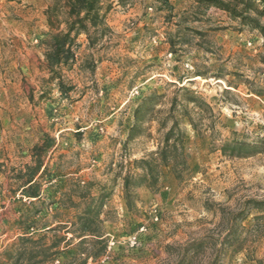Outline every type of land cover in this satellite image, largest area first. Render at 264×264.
Returning <instances> with one entry per match:
<instances>
[{
    "label": "rangeland",
    "instance_id": "obj_1",
    "mask_svg": "<svg viewBox=\"0 0 264 264\" xmlns=\"http://www.w3.org/2000/svg\"><path fill=\"white\" fill-rule=\"evenodd\" d=\"M62 2L0 0V263H11L4 253L26 232L44 235L47 245L58 242V253L41 264H71L79 241L68 240L75 214L101 195L105 250L92 258L88 253L99 244L88 242L77 262L175 264L186 245L203 239L186 264H264L260 34L213 6L197 8L194 0H170V10L156 0H109V32L92 47L79 34L75 61L59 68L71 86L62 95L55 81L47 82L42 44L64 27L48 22ZM169 39L177 42L173 51ZM181 85L208 103L213 116L199 133L182 121L189 170L177 178L161 167L158 184L136 188L129 210L123 177L137 171L135 159L162 145L169 123L160 127L158 119ZM153 91L163 97L126 141L138 103ZM45 139L53 146L38 154L33 147ZM248 145L257 147L244 155L230 151ZM30 178L39 199L23 194ZM251 200L262 206L251 207ZM240 211L238 238L221 246Z\"/></svg>",
    "mask_w": 264,
    "mask_h": 264
},
{
    "label": "trees",
    "instance_id": "obj_2",
    "mask_svg": "<svg viewBox=\"0 0 264 264\" xmlns=\"http://www.w3.org/2000/svg\"><path fill=\"white\" fill-rule=\"evenodd\" d=\"M159 9L170 10V0H156ZM197 8H208L213 6L222 10L229 18L237 21L240 25H246L251 29H255L263 38L264 49V0H194ZM111 7L109 0H63L59 7H54V12L49 14L48 22L50 28L58 29L61 24L64 25L62 30L52 33L48 38L42 41L44 45L43 55L45 58V66L48 69L50 76L47 82L55 81L62 95H67L71 89L70 85H65L62 80V75L59 68L64 65L68 66L75 61V51L73 46L76 44V38L79 34H84L87 40L88 47L97 44L100 39L109 32V26L106 23V14ZM62 13V18H59L58 11ZM200 34V33H198ZM170 48L173 51L174 45L177 44L175 39H169ZM264 62V56L261 57ZM45 91H41L40 97L43 98ZM163 95H158L156 92H151L149 95L143 96L134 111V123L130 127L126 141L133 138L140 129L138 123L142 121L147 114L153 111L154 106ZM213 116L211 106L206 103L199 95L190 88L181 85L174 90L172 97L169 100V106L162 118L158 119L160 127H165L169 123L167 130L162 138V145L155 151H150L140 159H135L133 165L137 169L135 172H127L123 177V198L127 209H133L137 199L136 188L145 186L148 189H154L158 184L161 167L167 166L173 174L180 178L183 172L189 170L186 162L187 154L184 152L183 142L185 137V129L182 126V121L187 119L191 128L199 133L200 125H203V120ZM210 120V119H209ZM211 123V122H210ZM209 124V123H208ZM53 146V140L45 139L42 144L35 145L33 150L46 152ZM257 146L248 145L232 146L230 151H237L239 154H247L253 151ZM226 145L221 146V150H226ZM33 178H30V182ZM26 183V184H27ZM23 194L27 197L39 199L40 193L37 185H23ZM86 186L84 189H87ZM85 193H81L84 197ZM251 207L260 208L261 201L251 200ZM103 204L102 196L95 198L92 203L77 210L76 220L73 222L77 225L75 231L68 238L72 240L79 238L78 249L75 255L72 256L71 264H85L86 259L83 258L77 262L81 254H87L84 244L91 242L99 244L93 251L88 253V256L95 258L105 250V242L103 240L102 219L99 217V208ZM245 212V211H244ZM243 216V211L235 215V221L232 229L221 238L220 245H229L232 240L238 237L236 232L237 221ZM90 238V239H89ZM44 235L37 238L25 234L21 235L17 241L13 242L11 248L16 247L13 251L6 250L5 256L11 259L10 264H20L22 260L24 264H41L44 261L52 260L58 253L56 246L57 241L50 244L43 243ZM204 240L199 239L191 242L184 247L182 257L175 264H186L188 252L192 250L197 252ZM4 264V263H0Z\"/></svg>",
    "mask_w": 264,
    "mask_h": 264
},
{
    "label": "built area",
    "instance_id": "obj_3",
    "mask_svg": "<svg viewBox=\"0 0 264 264\" xmlns=\"http://www.w3.org/2000/svg\"><path fill=\"white\" fill-rule=\"evenodd\" d=\"M135 239H136V237H135V236H132V240H133V242H134Z\"/></svg>",
    "mask_w": 264,
    "mask_h": 264
},
{
    "label": "crops",
    "instance_id": "obj_4",
    "mask_svg": "<svg viewBox=\"0 0 264 264\" xmlns=\"http://www.w3.org/2000/svg\"><path fill=\"white\" fill-rule=\"evenodd\" d=\"M32 183V181H30V182H28L27 184H25V185H29V184H31Z\"/></svg>",
    "mask_w": 264,
    "mask_h": 264
}]
</instances>
